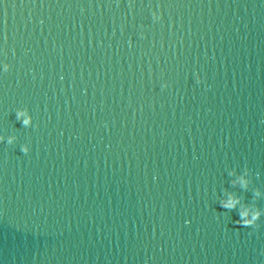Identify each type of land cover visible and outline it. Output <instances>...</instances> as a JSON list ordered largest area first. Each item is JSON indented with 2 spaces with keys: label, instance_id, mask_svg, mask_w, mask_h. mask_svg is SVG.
Segmentation results:
<instances>
[{
  "label": "water",
  "instance_id": "water-1",
  "mask_svg": "<svg viewBox=\"0 0 264 264\" xmlns=\"http://www.w3.org/2000/svg\"><path fill=\"white\" fill-rule=\"evenodd\" d=\"M0 264H264V0H0Z\"/></svg>",
  "mask_w": 264,
  "mask_h": 264
},
{
  "label": "clouds",
  "instance_id": "clouds-1",
  "mask_svg": "<svg viewBox=\"0 0 264 264\" xmlns=\"http://www.w3.org/2000/svg\"><path fill=\"white\" fill-rule=\"evenodd\" d=\"M20 115H24V113H20ZM24 123H25V124L30 123V118H29L28 120H25ZM23 151H24L25 153H28V152L30 151V149H29L27 146H25L24 149H23ZM236 203H237V201H235V200H233V201H229L227 204L224 205V207H226V208H232V207H235V204H236ZM243 215H244V216H247L248 213L245 212V213H243ZM258 216H259V213H257L256 216L253 217V220H255L256 218H258ZM241 222H242L243 224H245V225H248V224H251L253 221H252V220H242Z\"/></svg>",
  "mask_w": 264,
  "mask_h": 264
}]
</instances>
